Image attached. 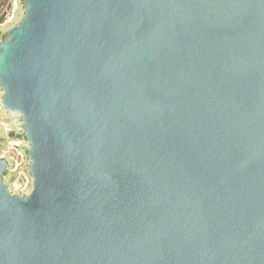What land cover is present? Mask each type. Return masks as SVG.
Instances as JSON below:
<instances>
[{
	"label": "water",
	"instance_id": "obj_1",
	"mask_svg": "<svg viewBox=\"0 0 264 264\" xmlns=\"http://www.w3.org/2000/svg\"><path fill=\"white\" fill-rule=\"evenodd\" d=\"M0 82L26 114L11 264H264V4L17 0Z\"/></svg>",
	"mask_w": 264,
	"mask_h": 264
},
{
	"label": "clouds",
	"instance_id": "obj_2",
	"mask_svg": "<svg viewBox=\"0 0 264 264\" xmlns=\"http://www.w3.org/2000/svg\"><path fill=\"white\" fill-rule=\"evenodd\" d=\"M264 4V0H259ZM0 37V46L10 43ZM8 88L0 82V188L12 199L27 200L35 191L36 159L26 114L19 107H9ZM0 264H11L7 256Z\"/></svg>",
	"mask_w": 264,
	"mask_h": 264
},
{
	"label": "rangeland",
	"instance_id": "obj_3",
	"mask_svg": "<svg viewBox=\"0 0 264 264\" xmlns=\"http://www.w3.org/2000/svg\"><path fill=\"white\" fill-rule=\"evenodd\" d=\"M7 9V13H5V20H9L13 16V5L10 4V6L7 8L6 5L2 4V7H0V17L3 15V12Z\"/></svg>",
	"mask_w": 264,
	"mask_h": 264
},
{
	"label": "built area",
	"instance_id": "obj_4",
	"mask_svg": "<svg viewBox=\"0 0 264 264\" xmlns=\"http://www.w3.org/2000/svg\"><path fill=\"white\" fill-rule=\"evenodd\" d=\"M16 3H17V0H8L7 8L10 6V4L13 5V16H12L11 19H9V20H4L3 23H0V27L5 26L9 21H12V19L14 18V14H15ZM5 13H7V9L3 12V15H2L1 17L5 16ZM1 17H0V18H1Z\"/></svg>",
	"mask_w": 264,
	"mask_h": 264
},
{
	"label": "trees",
	"instance_id": "obj_5",
	"mask_svg": "<svg viewBox=\"0 0 264 264\" xmlns=\"http://www.w3.org/2000/svg\"><path fill=\"white\" fill-rule=\"evenodd\" d=\"M2 4H3V5H6V7H7V5H8V0H0V7H2ZM4 20H5V16L1 17V18H0V23H3Z\"/></svg>",
	"mask_w": 264,
	"mask_h": 264
}]
</instances>
